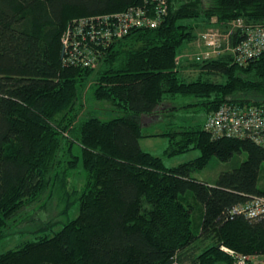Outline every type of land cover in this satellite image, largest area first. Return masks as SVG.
I'll return each instance as SVG.
<instances>
[{
  "label": "trees",
  "instance_id": "trees-1",
  "mask_svg": "<svg viewBox=\"0 0 264 264\" xmlns=\"http://www.w3.org/2000/svg\"><path fill=\"white\" fill-rule=\"evenodd\" d=\"M158 4L0 0V242L52 232L1 252L0 264H236L222 246L264 255V218L234 212L264 195V145L206 127L225 104L264 107V53L238 62L226 50L246 36L237 20L264 26V0H166L161 15ZM131 7L157 25L93 45L90 65L68 62L62 41L76 19L100 18L114 30ZM210 30L229 34L223 51L198 58ZM179 96L197 98L206 121L145 134L144 123L183 107L173 105ZM153 136L168 137L167 157L200 155L167 166L142 148ZM239 153L247 159L214 183L193 176L214 157L227 163ZM81 163L87 176L78 188L71 181ZM189 192L201 203L196 228Z\"/></svg>",
  "mask_w": 264,
  "mask_h": 264
},
{
  "label": "built area",
  "instance_id": "built-area-1",
  "mask_svg": "<svg viewBox=\"0 0 264 264\" xmlns=\"http://www.w3.org/2000/svg\"><path fill=\"white\" fill-rule=\"evenodd\" d=\"M159 1L157 13L161 15L166 11V0ZM103 18L101 21H110V17ZM119 18L122 24L114 30L101 28L97 22L100 18L76 19L70 25L62 41L64 52L68 53V62L90 65L95 60L94 46L106 45L113 37L123 36L132 27H155L157 25L155 19L150 18L142 9L135 7L121 13ZM235 26L243 28L246 36L235 48L227 47L226 50L235 52L238 62L247 61L249 58L264 53V26L246 24L242 19L237 20ZM228 35L215 30L204 33L202 40L207 48L199 54L198 58L207 60L221 53L223 51L222 42L228 38ZM206 127L216 136H248L258 144L264 145V107L225 104L208 117ZM234 212L243 213L250 219L264 218V195L253 197L250 201L236 207ZM222 249L234 256L236 264H264V255L248 256L226 246H222Z\"/></svg>",
  "mask_w": 264,
  "mask_h": 264
},
{
  "label": "rangeland",
  "instance_id": "rangeland-1",
  "mask_svg": "<svg viewBox=\"0 0 264 264\" xmlns=\"http://www.w3.org/2000/svg\"><path fill=\"white\" fill-rule=\"evenodd\" d=\"M180 73L182 74L183 69L182 67H179ZM197 71H189L190 75H195ZM175 106H178L179 104H182V108H179L176 112H170L165 115V121H155L149 124L144 123V133L145 134H161L165 131H167L171 127H177V126H190L194 124L204 123L206 121V113L202 109L201 106L196 105V102H198L197 98L189 97V96H179L174 99ZM157 118V117H155ZM142 148L154 155L162 156L164 158V163L167 166H175L180 163L189 161L191 159H194L195 157L200 155V151L198 149H192L191 151L187 153H183L174 157H167L165 155V150L169 145L168 137L167 136H153V137H146L141 140ZM247 159L246 153H239L236 154L233 159L227 163H224L220 161L217 157H214L211 163L208 165L206 169H204L201 172L195 173L193 176L199 180L212 182L214 183L222 171L226 169H231L233 167H236L240 165L244 160ZM86 171L81 166L73 173L71 184L72 186H77L78 188H83L85 182H86ZM260 188H264V164L260 175V181H259ZM189 202L192 204L194 211H193V219H194V228L197 227L198 223H200L202 218L199 216V209L201 208V203L195 199L192 192H189L188 194ZM79 211V203H76L73 208L70 211V217L74 218L78 215ZM34 213V209H31L30 212ZM45 213L41 212L40 216L44 218ZM23 218H18L15 222L19 223ZM28 219V218H26ZM27 221V220H26ZM56 231L60 229V226L55 228ZM51 235V231H43V230H37V231H27V232H19L11 237H7L4 240L0 242V253L3 251H6L10 248H15L17 245H19L22 242L35 240L39 235Z\"/></svg>",
  "mask_w": 264,
  "mask_h": 264
}]
</instances>
